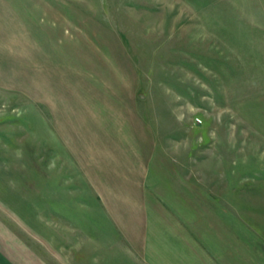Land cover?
Instances as JSON below:
<instances>
[{"label":"rangeland","instance_id":"rangeland-1","mask_svg":"<svg viewBox=\"0 0 264 264\" xmlns=\"http://www.w3.org/2000/svg\"><path fill=\"white\" fill-rule=\"evenodd\" d=\"M187 190L264 236V0H0V224L148 264Z\"/></svg>","mask_w":264,"mask_h":264},{"label":"crops","instance_id":"crops-1","mask_svg":"<svg viewBox=\"0 0 264 264\" xmlns=\"http://www.w3.org/2000/svg\"><path fill=\"white\" fill-rule=\"evenodd\" d=\"M186 193L189 196L184 197ZM203 202L205 205L196 202L192 207L187 190L183 191L181 201L174 200L173 209L167 207L176 223L164 230L166 238L160 239L166 248L159 245L161 249L156 248V255L145 256L149 258L147 263L264 264V236L232 212L216 205L211 196L204 194ZM208 203L209 207H206ZM8 227V224H0V264H51L41 255L40 248L34 251L30 242L15 238ZM88 247L94 246L87 243L86 250ZM93 251L88 255V261H95Z\"/></svg>","mask_w":264,"mask_h":264}]
</instances>
